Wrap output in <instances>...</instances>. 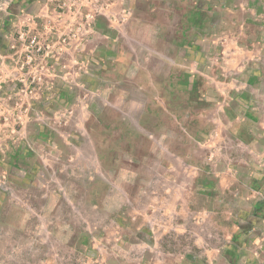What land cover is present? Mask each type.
Instances as JSON below:
<instances>
[{
    "label": "rangeland",
    "instance_id": "1",
    "mask_svg": "<svg viewBox=\"0 0 264 264\" xmlns=\"http://www.w3.org/2000/svg\"><path fill=\"white\" fill-rule=\"evenodd\" d=\"M223 3L232 10L225 15L228 28L245 40L264 38V0ZM150 4L140 0V10ZM193 6L192 2L173 5L182 12L171 21L160 15L165 36L171 35L166 24L186 30L207 22V16L198 15ZM158 7L165 10L168 5ZM111 11L112 19L97 13L79 17V26L92 22L116 37L113 25L122 29L138 24L116 4ZM62 17L54 11L46 15L42 34L33 27L23 39L15 31L14 58L0 55V264H153L154 252L136 238L140 236L136 218L145 217L146 205L158 195L151 190L159 178L157 185L184 180L186 196L201 199L199 186L204 181L196 166L204 150L189 135L199 119L193 116L178 123L162 116L160 122L167 127L162 134L167 137L156 143L155 127L150 126L153 110L140 93L147 88L148 68L160 64L146 59L144 46L135 52L129 38L134 32L124 31L125 38H118L125 47L124 67L110 63L102 73L98 66L94 92L87 91V64L74 61L72 53H87L90 32L82 27L79 34L72 33L78 43L71 47V34L55 28ZM138 18L151 16L141 11ZM17 23L28 25L22 19ZM141 34L144 44H150V32ZM35 37L40 41L32 42ZM98 39L89 41V46L102 44ZM141 65L146 70L138 75ZM54 78H62L59 83L66 95H54ZM176 142L185 143L195 157L194 165L173 158L172 167L180 171L158 175L169 166L161 163L169 148L181 147ZM24 170L29 173L22 175ZM223 196L231 202V193ZM146 242L150 244V238ZM189 242L184 235L167 241L180 248ZM222 258L227 263L231 257Z\"/></svg>",
    "mask_w": 264,
    "mask_h": 264
},
{
    "label": "crops",
    "instance_id": "2",
    "mask_svg": "<svg viewBox=\"0 0 264 264\" xmlns=\"http://www.w3.org/2000/svg\"><path fill=\"white\" fill-rule=\"evenodd\" d=\"M139 1L55 0L50 4V0H0V55L14 58L13 47L18 44L15 31L23 39L33 27L42 34V25L47 23L41 21L54 11L63 15L55 28L71 34V47L78 43L75 34L80 29L90 32L86 37L87 53L74 51L72 59L87 64V91L94 92L93 83L99 76L95 68L102 67L103 73L110 63L124 67L125 47L118 38L124 37V31L134 32L129 38L135 43V52L144 46L146 59L160 64L148 68L147 88L140 93L153 110L150 126L157 133L152 135L155 142L162 143L167 137L162 134L167 129L160 122L162 116L178 123L194 116L199 122L190 127L189 135L204 150L196 166L197 175L204 181L199 186L201 199L192 201L186 196V181L165 180L166 184L157 185L159 178L151 190L158 195L146 205L145 217L136 218L140 230L136 238L154 252L153 264H264V38L245 40L228 28L224 0H150V7L141 10ZM190 2L198 15L207 16V22L186 30L169 23L166 26L171 35L165 36L160 15L171 21L182 12L172 6ZM115 4L138 24L122 29L113 25L116 37L92 22L79 26V17L91 18L96 13L112 19ZM162 4L168 7L162 10L158 7ZM141 11L151 18H138ZM20 19L28 25L17 23ZM143 32H150V44H144ZM98 38H102V44L89 46V41ZM62 62L59 59L58 64ZM145 70L141 65L138 75ZM52 80L54 95H66L59 83L62 78ZM144 120L142 117L141 127ZM175 144L181 147L169 148V154L161 158V163L169 166L158 175L179 172L172 167L174 159L194 165L195 157L186 150L185 143ZM228 192L232 194L230 203L223 196ZM180 235L191 242L182 248L167 243L171 236ZM149 238L150 244L146 242ZM227 254L231 258L226 263L222 257Z\"/></svg>",
    "mask_w": 264,
    "mask_h": 264
}]
</instances>
